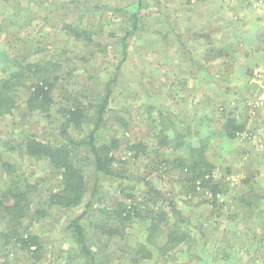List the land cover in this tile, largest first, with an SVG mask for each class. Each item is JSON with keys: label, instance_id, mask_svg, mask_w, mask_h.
I'll list each match as a JSON object with an SVG mask.
<instances>
[{"label": "rangeland", "instance_id": "obj_1", "mask_svg": "<svg viewBox=\"0 0 264 264\" xmlns=\"http://www.w3.org/2000/svg\"><path fill=\"white\" fill-rule=\"evenodd\" d=\"M255 1L0 0V47L13 62L38 64L39 71L59 77L48 114L27 110L29 92L22 86L19 108L0 117V199L10 186H21L33 192L32 208L47 207L49 193L59 188L58 174L43 159L22 150L5 151L3 141L61 124L60 109L77 98L89 107L86 133L93 128L104 83L117 76L99 143L110 144L113 137L120 141L112 154L123 163L115 167L130 179L103 178L97 204L83 221L97 264H264V198L253 213L240 200L264 197V80L255 75L264 69V19L254 9ZM135 13L138 31L127 41L128 57L118 71L122 39L132 29ZM67 25L89 32L92 42L77 39ZM229 118L244 128L234 140L223 131ZM162 122L189 129L195 143L207 139L214 178L225 192L221 207L213 208L205 191L188 196L179 178L159 176L163 171L157 172L155 159L170 153L156 138ZM140 142L146 146L143 152L131 149ZM145 178L166 199H175L185 220L179 225L193 241L190 250L189 245L166 250L167 229L158 245L148 244L141 220L120 235L102 233V225L115 223L103 211L129 203L127 194L147 200L139 181ZM161 203L150 197L146 206ZM85 206L86 201L75 209L51 207L48 219H25L22 232L39 235L43 242L40 260L0 237V264H84L67 227ZM176 221L169 213V225ZM7 231L0 217V233ZM143 245L152 257L143 256Z\"/></svg>", "mask_w": 264, "mask_h": 264}, {"label": "trees", "instance_id": "obj_2", "mask_svg": "<svg viewBox=\"0 0 264 264\" xmlns=\"http://www.w3.org/2000/svg\"><path fill=\"white\" fill-rule=\"evenodd\" d=\"M74 2L78 3V1ZM115 10L120 11V9ZM131 18L133 20L132 29L127 31L122 39L123 59L117 67L118 71L128 57L127 41L138 31V13L133 14ZM65 29L77 39L83 37L86 41L92 42L89 32H82L72 25H67ZM84 68L86 72H90L88 67ZM0 69L2 71L0 117L11 115L19 108L18 91L22 86H25L29 92L28 98L24 102L27 110L48 114L54 104L53 93L57 87L58 76L53 77L49 71H39L38 64L13 62L1 47ZM29 81L30 83H28ZM116 82L117 76L104 83L103 98L94 107L93 128L86 133L84 124L91 120L89 107L77 98L69 106L60 109L64 118L61 124L51 127L43 133L22 134L20 138L13 137L3 141L5 151L13 153L22 150L29 157L43 159L59 176V188L49 193L47 207L32 208L31 194L33 192L29 188L26 191L21 186L15 188L10 186L0 199V217L7 222L8 226V231L0 233V237H3L9 244L14 242L20 251L29 253L36 260H40L44 252L43 242L39 235L22 232L23 221L27 218L42 221L52 217L51 207L75 209L86 201L84 212L71 219L67 229L71 232V239L77 246L84 264H97L83 221L97 204L103 178L130 179L124 175L120 167H115L117 163H123L112 154L113 150L119 148L120 141L113 137L110 144L99 143V136L103 132V128L107 126V114L110 111L113 85ZM116 119L119 121L118 118ZM121 122L128 129V124L124 120ZM161 125L164 129L156 138L159 144L170 153L155 159L157 172L163 171L159 176L165 174L167 177L179 178L184 184V190L188 196L203 190L209 195V203L213 208L221 207L222 203L220 204L219 198L225 192L221 182L214 178L215 165L207 157V139L200 138L195 143L193 133L189 129H178L165 122H162ZM243 130V126L233 118L227 119L223 126L224 133L232 140L236 139ZM137 147L140 148L138 153L143 152L146 148L145 144L140 142L133 145L131 149ZM5 166L12 169L10 164ZM88 169L89 172H87ZM139 181L143 182L147 200L143 201L136 195L126 193L125 200L129 203L118 202L114 209L103 211L107 217L113 218L115 223L102 225V233L109 236L120 235L135 220H141L146 223V242L148 244L158 245L157 239L167 229L164 244L166 250H174L182 245H189L190 250L193 241L190 233L179 225L180 221L184 222L185 220L175 199H166L165 195L167 194L147 178ZM150 197L158 200L161 198L163 203L156 207H147L146 201ZM263 198V196H252L250 198L241 197L240 200L244 209L253 213L256 208H259ZM169 213H172L177 219L171 225H169ZM143 256L145 258L152 257L151 251L145 245H143Z\"/></svg>", "mask_w": 264, "mask_h": 264}, {"label": "built area", "instance_id": "obj_3", "mask_svg": "<svg viewBox=\"0 0 264 264\" xmlns=\"http://www.w3.org/2000/svg\"><path fill=\"white\" fill-rule=\"evenodd\" d=\"M254 9H256L261 17L264 19V0H256L254 5H253ZM255 75L257 77L263 78L264 80V69H262L261 67H259L256 71H255ZM261 100H264V94L260 97Z\"/></svg>", "mask_w": 264, "mask_h": 264}]
</instances>
